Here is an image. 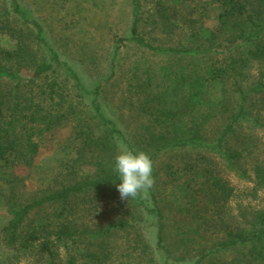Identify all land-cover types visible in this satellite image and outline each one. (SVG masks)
Listing matches in <instances>:
<instances>
[{"label":"trees","instance_id":"trees-1","mask_svg":"<svg viewBox=\"0 0 264 264\" xmlns=\"http://www.w3.org/2000/svg\"><path fill=\"white\" fill-rule=\"evenodd\" d=\"M201 2L130 0L128 40L167 56L128 78L144 117L132 140L24 0H0V250L36 264H264V208L236 219L239 192L222 170L249 178L252 197L264 187L255 132L264 126V0ZM68 124L72 153L46 190L24 194L19 169L34 167L44 137ZM118 145L153 162L167 150L197 153L166 162L161 177L154 167L148 198L126 201L116 187ZM132 235L135 249L120 250Z\"/></svg>","mask_w":264,"mask_h":264},{"label":"rangeland","instance_id":"rangeland-1","mask_svg":"<svg viewBox=\"0 0 264 264\" xmlns=\"http://www.w3.org/2000/svg\"><path fill=\"white\" fill-rule=\"evenodd\" d=\"M200 1L201 4L204 2L197 0ZM24 2L44 22L53 46L80 72L86 86L91 90L100 87L99 98L106 114L115 119L133 140L141 129L144 117L139 112L137 95L131 96L132 93L127 91L128 78L136 67L139 68L140 74L145 69L154 72L167 62V56L154 55L147 48L139 47L128 40L132 23L130 0H24ZM208 8L211 15L206 23L211 25L214 24L215 11L211 5ZM146 30L149 31L150 28L147 27ZM121 38L124 40L121 41ZM156 76L161 81L162 77L157 74ZM255 132L259 136L260 147H264V126L257 127ZM71 138L70 124L61 126L54 133L44 137L36 165L18 171L24 178L25 186L20 188L24 194L42 192L52 183L61 159L67 156V153H72ZM196 153L195 150L186 149L167 150L154 162L155 171H158L161 177L163 164L181 163L184 157ZM211 155L216 156L213 152ZM219 157L218 155L215 158L221 164L222 159ZM249 162L247 159L244 160L245 168L249 167ZM222 170L239 192L231 201V212L236 219L245 220L252 212L264 208V187L259 189L257 197H252L245 193L253 185L249 178H242L228 169L226 164L222 165ZM6 191L7 188L4 187L2 192ZM3 198L0 193V230L6 221ZM130 240L125 249L120 250L132 252L136 247L135 236H130ZM117 241L121 244L124 239L118 238ZM150 241L154 244L152 239ZM130 259L132 261L130 264H145L139 263L138 259L132 260V257ZM36 263V257L32 255L18 257L3 248L0 250V264Z\"/></svg>","mask_w":264,"mask_h":264},{"label":"clouds","instance_id":"clouds-1","mask_svg":"<svg viewBox=\"0 0 264 264\" xmlns=\"http://www.w3.org/2000/svg\"><path fill=\"white\" fill-rule=\"evenodd\" d=\"M115 180L121 200L148 198L155 186L154 162L147 152L118 145L115 156Z\"/></svg>","mask_w":264,"mask_h":264}]
</instances>
